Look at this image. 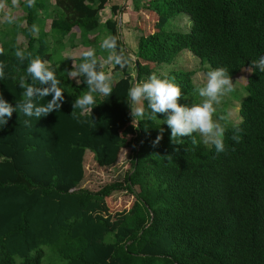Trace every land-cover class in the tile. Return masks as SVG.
Wrapping results in <instances>:
<instances>
[{
  "label": "trees",
  "instance_id": "trees-1",
  "mask_svg": "<svg viewBox=\"0 0 264 264\" xmlns=\"http://www.w3.org/2000/svg\"><path fill=\"white\" fill-rule=\"evenodd\" d=\"M107 3L35 0L28 7L21 0L23 15L0 24L3 98L13 107L22 99L19 80L27 75L28 59L18 61L17 48L26 57L50 62L65 97L61 109L46 117L29 118L18 110L6 125L0 123V264H41L45 247L64 264H264V73L257 69L248 76L241 121L227 126L225 150L219 153L197 134L196 145L190 137L172 141L170 129L159 122L164 115L149 118L147 102L144 117L134 121L127 105L130 86L152 73L174 78L182 91L179 103L185 105L183 96L195 88L193 73L163 76L157 70L182 51L207 63L204 73L224 67L231 77L264 56V0H148L142 6L154 19V30L139 36L134 61L124 69L114 65L120 77L112 80V94H97L91 115L81 116L77 109L74 117L72 104L87 85L83 77L80 85L68 78L70 61H57L46 38L58 43L73 32L69 46L75 48L79 32L84 46L93 45L96 37L86 44L90 39L83 34L97 29V15ZM50 7L49 30L44 36L31 31L33 25L44 28L42 12ZM144 9L134 6L140 16ZM119 11V5L111 6L107 36H117L118 47L129 55L118 34ZM180 13L190 18L189 32L163 31ZM74 61L79 64L81 57ZM237 126L242 129L238 143L232 139ZM161 129L163 139L154 147ZM126 149L130 156L122 182L96 191L80 188L88 157L106 169ZM122 192L133 201L112 214L110 205L120 203L109 199Z\"/></svg>",
  "mask_w": 264,
  "mask_h": 264
},
{
  "label": "clouds",
  "instance_id": "clouds-1",
  "mask_svg": "<svg viewBox=\"0 0 264 264\" xmlns=\"http://www.w3.org/2000/svg\"><path fill=\"white\" fill-rule=\"evenodd\" d=\"M34 5L35 0H27L28 7H34ZM18 6L19 0H11V7L7 0H0V13H3V20L9 24L14 23L16 17L13 15L12 9ZM31 31L37 32V26L33 25ZM100 48L107 53L106 56L98 57L96 50L89 48L82 52L79 64L72 60L71 69H65L68 78L74 80L77 85L82 83L81 77H83V83L87 85V90L78 96L72 104L71 115L74 117L77 109L80 110L81 116L91 115L97 94L105 97L112 94V78L103 70L105 67L117 65L124 69L131 62V56L118 47V38L115 35L103 38ZM14 55L21 63L28 59L27 75L22 76L19 80V87L23 89L22 99L16 103L15 107L0 94V123L6 125L13 113L18 110L25 117L38 119L46 117L54 111L58 112L65 97L50 62L39 57L31 58L30 54L29 57H26L25 52L19 48ZM5 67V64L0 63V79L5 77ZM257 69L264 73V56L252 61L246 71L252 73ZM245 79L241 76L238 80ZM196 91L201 98L199 103H192L190 106L181 105L179 100L182 97V91L179 85L174 82V78L162 79L156 73H152L145 80L134 82L130 86L127 92L129 98L127 105L130 108L133 121L136 117H144L146 112L144 102H147V109L150 110L149 118H157V114H163L165 116L163 121L170 129L172 141L177 137H190L191 143L196 145L198 141L194 134H198L202 137L204 144L213 145L218 153L223 152L225 150L224 136L230 114H221L217 118L214 116L217 112L216 105L222 102L223 97L235 91V83H233L227 68H213L203 74V83ZM48 96L52 97L50 101L43 104L37 103L38 100ZM24 124L30 126L31 122L26 119ZM241 131L242 129L238 126L234 129L232 139L237 143L240 141L239 133ZM162 139L163 129L153 141V146H158ZM165 157L168 160L174 158L173 155ZM89 214L92 215V213Z\"/></svg>",
  "mask_w": 264,
  "mask_h": 264
},
{
  "label": "rangeland",
  "instance_id": "rangeland-1",
  "mask_svg": "<svg viewBox=\"0 0 264 264\" xmlns=\"http://www.w3.org/2000/svg\"><path fill=\"white\" fill-rule=\"evenodd\" d=\"M21 0H19L20 2ZM53 3V0H49ZM148 0H108L105 8L100 11L97 15V23L98 27L92 32L83 34L84 39H90L91 37H96V42L93 45L84 46V41L80 40V33L77 32L75 45L77 47L71 48L69 43L73 42V32L67 35H63L58 43L57 41H52V38L48 36L46 38V42L50 46L49 51L52 53L53 57L57 61L60 62V58L63 59L64 63L70 61V65H72L75 58L81 57L83 51L93 48L96 50V54L98 57H104L107 55L100 48V44L108 34L107 29L105 27V21L112 17L111 14V6L113 4H117L120 7V11L118 12V34L122 39V43L124 44L125 49L129 51V55L131 56V60H134V54L137 50V40L141 33L148 34L153 31L155 28L154 19L149 18V12L143 8L142 5H146ZM9 7H11V0H7ZM134 6H137L143 11V16H140L138 13L140 11H135ZM23 10V9H22ZM22 10L18 7L12 9V13L15 17H21L23 15ZM137 10V9H136ZM21 15V16H20ZM44 17V28L42 24L38 25V32L44 36L43 32H46L50 28V21L52 18V7L48 10L42 12ZM153 16V15H152ZM122 19V20H120ZM3 13H0V24L3 22ZM122 21V23H121ZM191 26L190 18L185 13H180L173 16L167 24L162 28L163 31H178L182 33L189 32ZM43 31V32H42ZM93 42L90 39V42H86L89 44ZM59 68L64 71V64L59 63ZM207 66V63L201 62L199 58L194 56L190 51H182L177 54L172 63L162 64L158 67V71L162 73L163 76H166L169 72L173 71H191L193 73L192 81L194 90L187 92L185 96H183V103L187 105H191L192 103H199L201 98L197 93V88L203 83V70L202 68ZM114 65L105 67L104 71L110 74L112 80H116L120 77V74L113 70ZM150 68H153V64H149ZM248 67L241 69L239 73L235 76H232L233 83H235V91L225 97L222 98V102L219 105H216V116L217 118L221 114L229 115V120L227 121V126L231 124H237L241 121V116L239 114L240 104L243 99L247 97V92L245 89L247 78L250 75L249 72L246 71ZM241 76L245 77V80H238ZM165 119V116H164ZM163 119V120H164ZM159 121L164 124V121ZM198 135V134H197ZM202 140V137H200ZM203 143V140H202ZM205 147H210L211 145H206L203 143ZM90 154V153H89ZM130 156V150H123L119 156L118 162L109 168L102 169L98 168L92 161L91 158L88 157L84 162L85 165V177L84 180L80 184L81 189L96 191L102 186L107 184H111L114 182H122L124 176L126 174V169L128 166V157ZM119 196L115 197L113 195L109 201H117L119 206L114 207L110 205L111 213L114 214L116 212L121 213L126 210L130 203L133 201L132 197L126 193H118ZM116 194V195H118ZM45 256L42 260L41 264H64L58 256L52 253V250L49 247H45Z\"/></svg>",
  "mask_w": 264,
  "mask_h": 264
},
{
  "label": "crops",
  "instance_id": "crops-1",
  "mask_svg": "<svg viewBox=\"0 0 264 264\" xmlns=\"http://www.w3.org/2000/svg\"><path fill=\"white\" fill-rule=\"evenodd\" d=\"M117 5V4H116Z\"/></svg>",
  "mask_w": 264,
  "mask_h": 264
}]
</instances>
